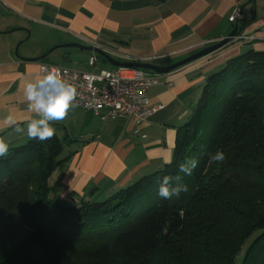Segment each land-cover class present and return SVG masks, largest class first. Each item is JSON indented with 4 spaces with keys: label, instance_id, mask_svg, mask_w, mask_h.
I'll list each match as a JSON object with an SVG mask.
<instances>
[{
    "label": "trees",
    "instance_id": "obj_1",
    "mask_svg": "<svg viewBox=\"0 0 264 264\" xmlns=\"http://www.w3.org/2000/svg\"><path fill=\"white\" fill-rule=\"evenodd\" d=\"M65 140L57 133L44 142L28 138L0 157V243L35 254L39 264H162L160 250L177 264H199L186 245L199 243L208 256L220 240L208 243L213 225L244 206L248 244L240 264H264V190L255 196L264 186V51L251 48L209 74L170 163L103 199L73 204L55 194L50 179L66 161ZM217 150L225 160L211 163ZM186 157L199 161L191 176L178 171ZM177 175L188 191L160 197L159 181ZM227 191L241 196L242 207L224 205ZM239 252L233 248L223 264H237Z\"/></svg>",
    "mask_w": 264,
    "mask_h": 264
},
{
    "label": "crops",
    "instance_id": "obj_2",
    "mask_svg": "<svg viewBox=\"0 0 264 264\" xmlns=\"http://www.w3.org/2000/svg\"><path fill=\"white\" fill-rule=\"evenodd\" d=\"M235 8L241 14L231 22ZM236 24L255 39L233 40L161 75L149 97L164 108L139 127L131 117L103 120L76 105L64 120L51 122L66 139L67 158L50 183L60 199L73 204L103 199L172 160L178 129L209 74L251 48L264 51V0H0V138L9 147L28 140L26 131H14L38 118L28 110L24 82L39 75L42 64L69 67L73 53L60 47V61L30 59L56 45L80 44L70 48L91 52L89 61L98 60L99 49L119 61L170 65L221 41Z\"/></svg>",
    "mask_w": 264,
    "mask_h": 264
},
{
    "label": "built area",
    "instance_id": "obj_3",
    "mask_svg": "<svg viewBox=\"0 0 264 264\" xmlns=\"http://www.w3.org/2000/svg\"><path fill=\"white\" fill-rule=\"evenodd\" d=\"M240 14V9L235 8L229 20L235 22ZM233 39L244 42L255 39V36L240 33ZM97 61V57H92L89 62L90 65H96ZM42 66L58 69L77 89L75 105L93 111L103 120L131 117L139 127L148 116L164 108V105L150 102L149 89L160 83L161 75L148 70L119 66L112 70L102 69L100 72L91 73L42 64L40 71ZM136 133H139V129Z\"/></svg>",
    "mask_w": 264,
    "mask_h": 264
},
{
    "label": "clouds",
    "instance_id": "obj_4",
    "mask_svg": "<svg viewBox=\"0 0 264 264\" xmlns=\"http://www.w3.org/2000/svg\"><path fill=\"white\" fill-rule=\"evenodd\" d=\"M23 93L28 110L34 112L38 118L28 121L26 129L17 125L14 131L18 134L26 131L30 140L35 139L40 142L51 140L56 134L51 122L64 120L69 111L75 107L76 87L58 69L42 66L39 75L24 82ZM8 120L15 123L12 116H9ZM8 154L9 144L4 138H0V157H6ZM209 159L211 163L223 162L225 154L217 150L215 154H210ZM198 164L196 158L186 157L184 162L178 165V171L191 176ZM182 191L187 192L188 186L182 183V177L179 175L164 176L159 181L158 195L164 199L179 197Z\"/></svg>",
    "mask_w": 264,
    "mask_h": 264
},
{
    "label": "rangeland",
    "instance_id": "obj_5",
    "mask_svg": "<svg viewBox=\"0 0 264 264\" xmlns=\"http://www.w3.org/2000/svg\"><path fill=\"white\" fill-rule=\"evenodd\" d=\"M20 47L21 45L18 48L20 49ZM67 49L73 53V59L67 63V66L71 67L72 69L91 73L100 72L102 69H114L112 65L104 61L103 56H101L100 54H98L99 63L98 65H96L97 67H92L88 64L89 58L92 55L91 52H86L84 50L70 47ZM48 57L56 59L58 61L62 60V48L54 50L51 54L48 55ZM230 82H233V78H230L226 82L227 85L230 84ZM263 188L264 186L258 187V189L255 190V196L263 198ZM227 192L225 193L226 198L222 199L224 205L230 206L229 201L231 200L234 203V200H236V204L242 207V201L240 199L241 196L238 197V195L233 194L232 192ZM260 194L263 196H260ZM233 206H236L235 203ZM248 223L249 216L247 215L246 207L243 206V212H240V214H237L234 210H231L229 214L222 215V217L218 219L217 223L213 225L216 231L211 229L213 237L210 241H208V243L212 246L215 239V242L218 239L220 240L218 241L217 246L213 245L214 249H210L208 251V256H205L206 250L204 249V247L201 248L199 243H196L189 238L188 239L190 240V242L186 245L187 248L185 252L190 254L195 260L198 261L199 264H223L226 263L227 260H231V258L228 257L229 251H231L235 247H238L240 249V252L238 257L236 258L237 264H240L248 244L247 240H244V234L247 229ZM31 226L33 225L27 224L23 226L22 234L19 237L22 242L25 241V236L27 235L26 230H28ZM155 255L157 257V260L162 264H177L170 251L160 250ZM0 258L5 264L40 263L38 257L35 254L23 251L19 246L7 245L4 243H0Z\"/></svg>",
    "mask_w": 264,
    "mask_h": 264
},
{
    "label": "water",
    "instance_id": "obj_6",
    "mask_svg": "<svg viewBox=\"0 0 264 264\" xmlns=\"http://www.w3.org/2000/svg\"><path fill=\"white\" fill-rule=\"evenodd\" d=\"M17 30V28H13L12 31ZM242 27L239 26V24H236L234 29L232 30V32L224 37L221 41L212 44L208 47H205L204 49L180 60L177 61L173 64L170 65H157V64H153V63H149V62H136V61H119L116 60L115 58L111 57L108 53L102 51V50H97L98 53L103 56L105 58V60L107 62H109L111 65L115 66V67H119V66H134V67H138V68H142L145 70H149L152 73L158 74V75H163V74H167L170 73L178 68H181L195 60H198L199 58H202L204 56H207L225 46H227L228 44H230L231 42H233V38L237 35L242 33ZM82 47L80 44L77 43H68V44H63V45H56L54 47H52L51 49H49L45 54L39 56V57H34L31 58L30 60L33 61H41L44 58H46L49 54H51L54 50H56L57 48L60 47Z\"/></svg>",
    "mask_w": 264,
    "mask_h": 264
}]
</instances>
